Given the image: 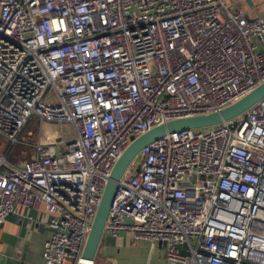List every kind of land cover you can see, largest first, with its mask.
<instances>
[{"label":"built area","instance_id":"obj_1","mask_svg":"<svg viewBox=\"0 0 264 264\" xmlns=\"http://www.w3.org/2000/svg\"><path fill=\"white\" fill-rule=\"evenodd\" d=\"M263 44L264 17L226 0H0V137L26 143L31 117L74 133L28 143L22 165L0 154V227L16 205L42 207L43 264H80L132 137L250 93ZM126 168L103 237L158 246L168 264H264V97L151 141Z\"/></svg>","mask_w":264,"mask_h":264},{"label":"crops","instance_id":"obj_2","mask_svg":"<svg viewBox=\"0 0 264 264\" xmlns=\"http://www.w3.org/2000/svg\"><path fill=\"white\" fill-rule=\"evenodd\" d=\"M226 1L234 8H241L247 20L264 17V0ZM32 156L33 154L28 159ZM48 219L42 207L36 210L16 205L15 212L9 214L0 227V257L12 260L13 264H43V244L50 238ZM129 241L122 235L117 239L103 237V245L100 242L96 256L101 257L103 264H118L123 253L135 264H168L163 250L158 246L151 247L150 243L134 242V245L126 247L125 242Z\"/></svg>","mask_w":264,"mask_h":264},{"label":"water","instance_id":"obj_3","mask_svg":"<svg viewBox=\"0 0 264 264\" xmlns=\"http://www.w3.org/2000/svg\"><path fill=\"white\" fill-rule=\"evenodd\" d=\"M262 97H264V82L258 85L257 88L252 90L250 93L239 98L238 101L221 108L219 112L168 120V122L164 124H158L151 127L148 131L137 137H132L130 143L123 149L124 151L115 160L109 178L104 184L100 201L98 203L99 205L95 211L89 233L84 242L80 264H93V260L103 237L106 216L118 188L117 182L127 169L126 167L133 161L143 146L168 134L169 132L186 130L189 128H203L204 126L219 124L223 120L237 117ZM13 263L14 262L10 259L5 260V258L2 259L0 257V264Z\"/></svg>","mask_w":264,"mask_h":264},{"label":"rangeland","instance_id":"obj_4","mask_svg":"<svg viewBox=\"0 0 264 264\" xmlns=\"http://www.w3.org/2000/svg\"><path fill=\"white\" fill-rule=\"evenodd\" d=\"M205 127L206 126L197 129L202 130ZM49 136H51V139L49 138ZM57 138H63L65 143L71 141L74 138V133L72 132L69 123H62L60 124V126H55L53 123L45 122L39 124V121L35 117H31L28 123L24 126L20 138H18L19 141H26V143H16L13 146H9L8 143L0 137V154L4 155L6 149H8L6 151V158L17 165H22L25 164V162L29 160L28 158H30V156L33 154L32 148L28 145V143L36 142L38 139H40L41 141L43 139L47 141L50 139L51 142H55ZM137 160L139 161V157L136 159V163L138 164ZM131 242H125V246L128 247L129 245L132 246L137 243ZM102 243L103 242H101V244ZM125 255L126 253L122 254V256L118 260V264H135L132 259L126 258ZM102 262L100 256H95L93 264H103Z\"/></svg>","mask_w":264,"mask_h":264},{"label":"bare ground","instance_id":"obj_5","mask_svg":"<svg viewBox=\"0 0 264 264\" xmlns=\"http://www.w3.org/2000/svg\"><path fill=\"white\" fill-rule=\"evenodd\" d=\"M138 161V160H137ZM90 264V263H89Z\"/></svg>","mask_w":264,"mask_h":264}]
</instances>
